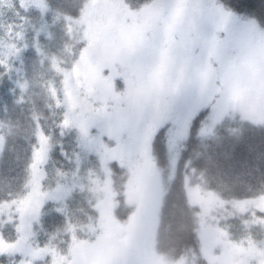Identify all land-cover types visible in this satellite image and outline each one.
Listing matches in <instances>:
<instances>
[{
  "label": "trees",
  "instance_id": "trees-1",
  "mask_svg": "<svg viewBox=\"0 0 264 264\" xmlns=\"http://www.w3.org/2000/svg\"><path fill=\"white\" fill-rule=\"evenodd\" d=\"M42 1L45 13L37 7L25 9L22 0H13L0 19V132L4 139L0 154V207L28 197L42 135L50 148L42 191L56 186L58 173L75 172L85 187L70 192L62 206L53 202L43 205L35 227V250L69 257L77 243L92 244L96 238L93 229L101 220L97 195L102 193L108 194V206L120 228L128 222L132 226L143 216L137 198L144 201L152 189L156 200L160 199L152 234L157 254L174 264H211L212 255L201 238L200 209L190 203L186 181L189 179L200 192H212L228 203L264 197V124L230 117L204 135L201 130L211 112L208 107V112L190 126L182 139H176L174 128L162 136L157 129L152 133L150 146L148 192L140 189V181L135 179L140 173H135L138 167L134 169L133 165L142 167V163L138 159L117 162L111 153L113 143L107 137L102 159L90 156L77 166L82 148L76 131L63 128L67 115L64 93L66 76L87 44L71 31L70 24L81 18L94 0ZM216 2L227 15L254 22L264 32V0ZM7 27L19 32L22 41L16 42L19 49L13 47L6 57L1 52V31ZM37 31L39 47L33 45ZM98 184L103 188L101 192L97 191ZM11 214V222H0V236L9 243L17 239L18 215ZM209 228L226 231L228 235L220 234L227 235V242L233 245L249 241L264 244V213L256 209L243 213L227 205L213 212ZM122 247L119 245L117 252L120 264H130L123 258ZM22 260L16 254L0 255V264H20ZM30 262L52 264V258L48 255Z\"/></svg>",
  "mask_w": 264,
  "mask_h": 264
},
{
  "label": "rangeland",
  "instance_id": "rangeland-1",
  "mask_svg": "<svg viewBox=\"0 0 264 264\" xmlns=\"http://www.w3.org/2000/svg\"><path fill=\"white\" fill-rule=\"evenodd\" d=\"M22 2L21 6L25 9L32 6L43 13L46 12L42 0H22ZM195 2L196 0H185L186 4ZM205 2L217 6V21H223L224 26L220 32L204 37L200 46L190 53L185 62L186 68L194 71L205 85L213 81L215 84V94L207 105L211 112L201 133L204 135L212 133L225 118L230 117H237L254 124H264V32L257 25L252 24L254 22H244L232 14L227 15L216 0H205ZM12 3L13 0H0V19L11 8ZM154 15V9L145 8L139 15L133 17L129 15L124 0L92 1L83 16L70 24L71 31L84 40L87 47L67 74L64 93L67 115L63 128L66 131H76L82 148V155H77V166L90 156L102 159L103 155H106L103 149H106L105 137H107L108 141L113 143L111 153L117 162L123 164L124 160L137 162L138 159L142 163V167L135 163L133 168L138 167L135 173L140 174L136 175L135 179L140 181V189L145 188L147 192L152 134L151 138L146 139V133L150 123L139 116L133 120L126 110L134 106L139 112L152 103L154 92L150 86L140 82L141 78L137 76V92L131 105L123 97L117 98V82L124 79L129 69L119 59H114L118 53L108 43V37L121 21L130 24L135 19L138 23L150 24ZM2 30L4 41L1 52L7 57L13 47L18 48L16 42L22 41L20 40L22 37L13 27ZM229 32L234 34L235 39L226 54L225 76L223 79L214 80L215 69L219 67L216 61L221 52V45L218 42H222ZM194 33L199 36L196 29ZM39 35L37 31L33 41L36 47H39ZM192 57L202 58L203 62L194 63ZM107 77L112 79L106 82ZM184 136L185 134L182 138ZM41 137L42 135L39 136L40 148L36 151L33 167L35 179L33 176V185L28 197L22 202L0 207L2 223L13 220L12 212L18 215L17 239L9 243L1 234L0 255H19L23 259L20 264H31L30 260L43 259L48 255H51L52 264H120L117 252L119 245H122L123 258L126 257L130 264H174L156 252L155 237L152 234L156 226L154 216L157 215L156 209L160 199L156 200L152 189L144 201L141 197L137 198L139 211L143 216L140 215L142 219L136 220L132 226L128 222L120 228L108 206V194L102 193L97 195L101 220L93 229L96 238L92 244L77 243L69 257L35 250L33 247L35 227L43 205L53 202L62 206L70 192L72 194L75 189L85 187L83 179L75 172L74 174L58 173L56 186L45 192L42 191L50 148L47 142L42 143ZM3 145L4 139L0 132V154ZM38 152L42 153L39 160ZM154 177L155 174L151 175V179ZM102 185L106 187L105 182H102ZM185 186L190 203L200 209L201 238L212 255L211 264H264L263 243L254 244L249 241V244L243 242L233 245L227 242L226 231L209 228V220L213 212L230 204L243 213L253 209L264 213V197L228 203L212 192H200L191 185L189 179ZM102 189L98 184L97 191L101 192ZM220 232L227 235L223 236ZM217 240L218 243H215Z\"/></svg>",
  "mask_w": 264,
  "mask_h": 264
},
{
  "label": "snow or ice",
  "instance_id": "snow-or-ice-1",
  "mask_svg": "<svg viewBox=\"0 0 264 264\" xmlns=\"http://www.w3.org/2000/svg\"><path fill=\"white\" fill-rule=\"evenodd\" d=\"M129 15L135 17L143 9H154L155 15L150 24L119 22L108 37L119 59L129 71L117 83V93L129 101L134 99L139 76L144 85L154 92L152 103L139 112L134 106L126 111L135 120L138 116L150 123L146 139L159 129L163 135L174 128L176 138H182L190 126L208 112L207 105L215 94L214 81L205 85L199 76L186 68L185 62L201 40L209 34L220 32L224 22H218L217 6L205 0L186 4L185 0H125ZM196 29L199 36L194 33ZM215 39V35H213ZM235 36L229 32L222 42L217 57L219 67L215 69V79L225 76L226 54L234 43ZM194 63H202V58L192 57ZM115 74V72H114ZM112 77H107L106 82ZM42 143H46L43 136ZM42 153H37V159Z\"/></svg>",
  "mask_w": 264,
  "mask_h": 264
}]
</instances>
